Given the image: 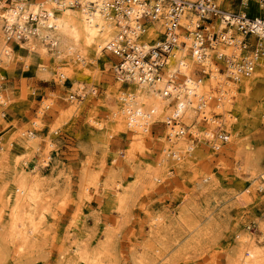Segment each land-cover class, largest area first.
<instances>
[{
	"label": "rangeland",
	"instance_id": "374dc122",
	"mask_svg": "<svg viewBox=\"0 0 264 264\" xmlns=\"http://www.w3.org/2000/svg\"><path fill=\"white\" fill-rule=\"evenodd\" d=\"M226 2L222 3L224 9L231 3L234 13L238 12V0ZM20 43H8L13 52L6 62L0 61V96L4 101L0 102L2 264H68L74 260L84 264L77 259L76 246L90 253L103 251L105 264H235L234 248L243 236L249 237L247 244L264 247L259 230L264 224V186L259 190L249 185L247 166L264 165V80L247 93L237 90L225 93L226 97L220 89H212L214 97L223 96L219 105L230 98L225 117L222 108L211 109L220 115L216 124L224 125L229 134L219 151H213L203 136L215 125L197 121L194 130L201 132L186 136L192 151L162 161L168 134L165 124L151 125L149 134L141 136L109 128L116 126L111 122L109 126V119L116 121L108 107L112 104L109 91L127 93L128 86L118 88L113 77L116 59L110 53L102 48L104 57L93 62L88 54V74L78 78L64 69L73 65L82 70L79 60L58 67L53 52L42 57L20 49ZM190 67V78H197L194 62ZM254 73L240 80H248ZM74 82L80 83L82 90ZM79 92L85 94L82 100L71 99ZM27 131L34 134L35 145ZM246 153L251 155L248 163ZM46 155L49 163L42 167ZM37 164L42 178L35 214L39 222L36 244L18 252L21 243L8 237L16 188L13 176L21 170L29 173ZM150 167H158L154 179L148 178ZM131 186L130 198L119 209L116 195ZM86 187L88 192L82 190ZM183 207L186 220L175 221Z\"/></svg>",
	"mask_w": 264,
	"mask_h": 264
},
{
	"label": "bare ground",
	"instance_id": "6f19581e",
	"mask_svg": "<svg viewBox=\"0 0 264 264\" xmlns=\"http://www.w3.org/2000/svg\"><path fill=\"white\" fill-rule=\"evenodd\" d=\"M88 2L93 4L89 5V7L82 6L79 9L70 8V7H59L56 6L52 0H40L38 3L31 5H27V4H23L22 2H19L18 4H16V7L21 9L20 12H22V14H19L17 10L10 7L6 8V12L3 14L6 16L8 22H14L15 20H18V26H22L26 18V15L28 13H34V14L38 13L40 7L42 6L46 14H48V18L44 21L39 20V23L35 31L36 36L28 37L25 43H20L21 45L20 49H27L29 53H35L42 57L50 56L51 54L49 52L51 51L53 52V56L55 57V62H58L57 63L58 67H61L62 66L61 64H69L70 62H75L76 60H79L82 64L81 66L84 67L82 68V70L81 69L75 70L74 66L70 64L71 66L65 68L64 72L69 74H74V76L80 78L81 76L83 75L86 76L88 74V70L86 67L87 55L88 54L92 55L91 58L92 62L96 61L94 60L95 58L102 59V57H104L102 56V48H104L107 42L110 41V39L113 38L118 32V29L114 21L102 8V0H88ZM250 2L251 3L248 4L247 9L249 10L251 16L253 18L260 16L261 13L259 10V6L255 3L254 0ZM226 8L229 12L232 13H234V11L236 10V8H234L231 3H229L226 6ZM157 28H160L159 23H155V25L150 27L147 30L145 36L139 40L138 42L139 45L144 46L145 43L144 41L148 39L149 41L151 39H154L157 36L156 33ZM148 43H146V46L148 45ZM187 45H189V42H187ZM11 52H13L11 45L6 43L2 39V34L0 31V61L6 62L11 56ZM176 55L177 58L182 57L184 59L181 65L182 73L184 75H187L188 80L190 81V74H191L190 65L193 63L192 58L189 59L187 57L186 50L177 52ZM169 68L170 70H173L174 65L170 63ZM211 68H212V72L210 73V77L206 80V83L201 84L200 82V84L195 86L194 89L193 84H191L189 81L186 82V87L180 90V94H179L180 100L178 101L179 105L173 106L170 98L169 99L163 98L162 95L158 92V90L161 89V87L163 86L162 83H158L154 87H147L144 85H138L134 82H130L127 86V90H126L127 93L123 91H118L116 89L109 91L108 100H110L112 104L110 103L108 107L110 108V111L112 113L111 116L115 117L116 120L115 122H113L114 119L112 120L109 119V126H110V122L113 123V125L116 124V126H110L109 128L114 130L112 132L127 131L128 133L129 132L133 133V135L135 136L138 135L141 136L143 134L144 135L149 134L151 125L155 123L165 124L168 122L169 117L173 118L178 116L180 122H183L185 125L189 126L188 131H190L191 134L195 133V131L197 132V134H199L201 131L194 130L196 128V125L193 124L194 118L196 120L198 119L196 116L197 114L192 109V107L187 104V100L192 98L193 91H195V94L198 96L204 95L210 98L212 102L211 105L217 107V109L222 108V113L224 114L225 117V114L227 113V108L230 106L229 105L230 98L228 99L225 98L226 103L224 104L222 103V106L218 105V103L213 102V99L217 97L216 96L214 97V95H212V89L214 88L220 89L222 93H224L223 94L224 97H226L225 93L235 94V91L237 90L239 91L244 90V92L247 93L253 87L261 83L262 80H264V63H260L258 65V71L254 73L252 78L248 80H239L238 83H233L232 81L230 82V80L226 79L225 75L221 74V72H219V69L213 67V65L211 66ZM45 74L47 73H44V75ZM60 76L61 78H63V75ZM74 83L77 86H79L80 89L82 88V85H80V83L79 84L77 82ZM121 85L122 84L119 82V87H118L119 89L121 88ZM79 94L82 93L79 92ZM119 94H123V95L120 96ZM184 95H187L188 97ZM118 100H121L122 103H119ZM0 102L4 103L3 98L1 96H0ZM205 113H206V117L210 116V114L207 111H205ZM226 123H228V120ZM213 125H215V127L216 125H218V123L216 124V119L215 120L213 119ZM166 128L169 133L170 127L166 126ZM140 130L142 132H140ZM236 134L238 133L236 132ZM203 136H207V138H209L210 137L209 130L207 132H204ZM34 138H35L34 134L30 133L29 140L31 141L32 144L36 143L34 142ZM166 141H167V145H164V148L162 147L163 148L162 161H165L166 158L170 157V155H172L174 158H177L176 154H180V153L185 154L184 151H190L193 148L191 145L187 144L186 136H181L178 137L177 139L171 137L170 141L168 140ZM48 147H51V143H48ZM47 158L49 159V156L46 155L45 159L41 160L40 163L42 167L47 162L46 161ZM178 158L181 157L178 156ZM245 160L247 161V163L251 161V155L249 153L245 154ZM41 165L37 164V166H35L29 173L23 170L16 171L13 176L14 182L16 184V188L11 206L10 222L8 224L9 225L8 237L11 239H15L19 243H21L18 246V252H23L27 248H34L36 244V235L38 234L39 222L36 223L35 214L38 212L37 209L39 208L38 206L40 205V203L38 202L40 201L39 194L41 192L39 191L40 193H38V188L41 184V178H42V172L39 167ZM247 166L250 168L249 170L251 171L249 185H251L252 187L256 186L258 187L259 190H262L264 186V165L258 163L254 165L250 164ZM157 168H151L149 173L150 175L148 177L149 179L150 177L154 179L153 175L155 176V174L158 172ZM92 176L95 177L94 174ZM92 185L96 186L95 180L92 183ZM129 188L131 189L132 186L128 188H124L122 192L116 195L115 202L118 205L119 209H122L127 199L130 198L131 194H129L130 193ZM82 190L84 192H88L87 187L84 189L82 188ZM45 200H47V197ZM42 208L44 209V207ZM186 216H187V209L183 207L179 212V216L175 217L174 219L175 221L178 220L181 222L186 220L187 218ZM260 227L261 228L259 230H261L263 234L262 237H264V224L262 226L260 224ZM5 235H3L4 239H5ZM247 239L244 236L240 238L241 241L238 243V246L234 248V253H235L234 256L236 255V259H237L236 260L237 262H235V264L238 263V260H239L238 264H264V247L258 246L255 243H248L250 245L248 246ZM243 251L245 252L242 253ZM75 252L77 253V259L79 261H83L84 264H105L103 261V254H104L103 251H98V252L94 251L90 253L87 249H85V247L84 249L83 248L80 249V246H76ZM0 262H1L0 264H2V262L4 261L3 260L1 261L0 258ZM77 262L78 261L74 260L73 262L70 261V263L68 264L71 263L79 264ZM232 264L234 263L232 262Z\"/></svg>",
	"mask_w": 264,
	"mask_h": 264
},
{
	"label": "built area",
	"instance_id": "2783aa9c",
	"mask_svg": "<svg viewBox=\"0 0 264 264\" xmlns=\"http://www.w3.org/2000/svg\"><path fill=\"white\" fill-rule=\"evenodd\" d=\"M27 1L0 0L1 32L6 43L25 42L28 37L36 36L39 20L48 18L41 6L38 13L26 15L22 26H18V20L8 22L3 14L6 12V6L22 14L16 4H25ZM52 1L56 6L76 9L93 4L88 0ZM224 1L102 0V8L118 29L117 34L103 48L116 59L113 68L114 79L121 84L134 82L147 87L162 83L163 86L158 92L163 98H170L173 106L179 105L180 90L184 89L189 81L187 75L182 73L181 65L184 59L177 58L176 55L183 50H186L188 57L192 58L198 68L195 70L198 77L190 78L189 81L194 85V89L203 78L210 77L209 64L215 65L219 72L222 71L225 78L232 82L249 78L258 65L264 63V0H254L261 13L256 18L251 17L247 9L252 0H238L239 10L236 13L224 9ZM155 23L160 26L156 30L157 36L150 41H144V46L139 45V40ZM170 63L174 65L173 70L169 68ZM84 97L85 94L82 93L71 96V99L82 100ZM222 99V95L217 97L216 103L219 105ZM187 104L197 114L198 119L194 118L193 124L200 121L210 126L213 125V119L218 120L220 117L218 113L211 111L217 107L211 105L210 98L198 96L195 91L192 92V98L187 100ZM205 111L210 112L209 117H206ZM165 126L170 127L165 136L168 141L171 137H192L188 132L189 126L180 122L178 116L169 117ZM222 126L224 125L218 123L209 130L210 137L205 138L213 151H219L229 140V134ZM27 134L30 132L27 131ZM54 134L57 135V132ZM48 163L47 161L45 165Z\"/></svg>",
	"mask_w": 264,
	"mask_h": 264
},
{
	"label": "crops",
	"instance_id": "0c3cea01",
	"mask_svg": "<svg viewBox=\"0 0 264 264\" xmlns=\"http://www.w3.org/2000/svg\"><path fill=\"white\" fill-rule=\"evenodd\" d=\"M227 2L226 3H228V2H230V1H232V0H226ZM234 1V0H233ZM238 9H239V2H238ZM238 11V10H237ZM250 16H251V14H249ZM252 17V16H251ZM157 124H159V123H157ZM154 125V124H153ZM150 132V131H149Z\"/></svg>",
	"mask_w": 264,
	"mask_h": 264
}]
</instances>
